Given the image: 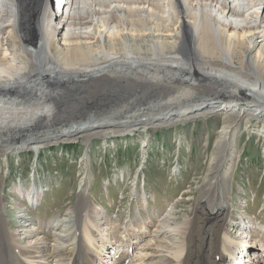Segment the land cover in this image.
<instances>
[{
	"label": "bare ground",
	"instance_id": "bare-ground-1",
	"mask_svg": "<svg viewBox=\"0 0 264 264\" xmlns=\"http://www.w3.org/2000/svg\"><path fill=\"white\" fill-rule=\"evenodd\" d=\"M145 90L161 93L151 113L134 108L127 116L119 109L117 119L95 116L115 95L135 97ZM199 92L212 95L199 98ZM212 114L225 122L193 221L167 227L172 216L167 210L155 237L145 221L116 238L115 225L102 229L96 210H90L88 173L70 208V223L47 221L32 231V219L23 214V235L4 223L0 194V259L7 262L10 256L9 264H264L262 223L242 218L240 225L251 223L254 232L246 229L244 240L230 235L231 166L240 158L236 129L246 117L264 120V0H0L4 158ZM22 193L30 203L39 196L36 190Z\"/></svg>",
	"mask_w": 264,
	"mask_h": 264
},
{
	"label": "rangeland",
	"instance_id": "rangeland-1",
	"mask_svg": "<svg viewBox=\"0 0 264 264\" xmlns=\"http://www.w3.org/2000/svg\"><path fill=\"white\" fill-rule=\"evenodd\" d=\"M98 51L96 47L94 53ZM137 94L139 97L120 96L124 100L115 95L116 103H108L97 110L95 116L117 119L120 110H125L127 114L124 115L127 116L135 110L139 112V109H147L148 112L156 109L153 108L154 101L161 93L145 90ZM199 94V98L212 95ZM172 96L166 93L164 97ZM223 117L212 114L169 126H140L132 133L96 138L91 143L78 139L45 146L40 150L25 149L6 158L0 155L4 223L14 233L22 235L25 233L20 223L23 214L32 219V231L35 228L41 230L39 224L47 221L59 219L70 223L73 220L72 216H68L70 208L77 204L79 186L88 173L90 180L86 199L90 210H96L102 229L115 225L119 230L116 238L124 229H139L145 221L151 224L149 233L152 238L155 237V231L162 227L163 216L169 213L167 210L172 212L170 221H166L167 227L192 218L190 221H193L200 187L205 184L218 132L225 122ZM239 124L235 143L240 158L236 166H231L234 178L230 181L233 188L230 235L244 240L248 233L241 237V230L235 226L236 223L240 225L242 218L264 225V120L246 117ZM27 190L38 191L35 202L30 203L26 194L22 193ZM251 223L247 224V229L253 233ZM91 228L94 235H98L95 227ZM170 233L179 238L175 231ZM94 255L98 257L96 252ZM8 258L7 262L0 259V264H9L10 256Z\"/></svg>",
	"mask_w": 264,
	"mask_h": 264
}]
</instances>
